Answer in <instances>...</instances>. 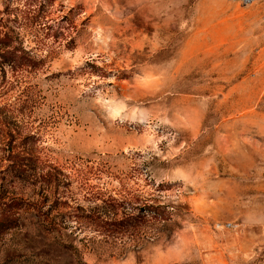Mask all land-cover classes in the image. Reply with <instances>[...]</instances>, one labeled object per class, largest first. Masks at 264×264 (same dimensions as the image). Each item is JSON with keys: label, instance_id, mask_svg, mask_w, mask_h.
I'll return each mask as SVG.
<instances>
[{"label": "rangeland", "instance_id": "rangeland-1", "mask_svg": "<svg viewBox=\"0 0 264 264\" xmlns=\"http://www.w3.org/2000/svg\"><path fill=\"white\" fill-rule=\"evenodd\" d=\"M0 264L264 262V0H0Z\"/></svg>", "mask_w": 264, "mask_h": 264}, {"label": "trees", "instance_id": "trees-1", "mask_svg": "<svg viewBox=\"0 0 264 264\" xmlns=\"http://www.w3.org/2000/svg\"><path fill=\"white\" fill-rule=\"evenodd\" d=\"M10 203L5 202L4 208L0 210V231L9 229L16 225L17 215L10 210Z\"/></svg>", "mask_w": 264, "mask_h": 264}, {"label": "built area", "instance_id": "built-area-1", "mask_svg": "<svg viewBox=\"0 0 264 264\" xmlns=\"http://www.w3.org/2000/svg\"><path fill=\"white\" fill-rule=\"evenodd\" d=\"M235 1H238L241 4H250L252 2L259 1V0H235Z\"/></svg>", "mask_w": 264, "mask_h": 264}, {"label": "crops", "instance_id": "crops-1", "mask_svg": "<svg viewBox=\"0 0 264 264\" xmlns=\"http://www.w3.org/2000/svg\"><path fill=\"white\" fill-rule=\"evenodd\" d=\"M261 264H264V262H263V263H261Z\"/></svg>", "mask_w": 264, "mask_h": 264}]
</instances>
